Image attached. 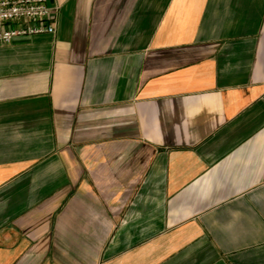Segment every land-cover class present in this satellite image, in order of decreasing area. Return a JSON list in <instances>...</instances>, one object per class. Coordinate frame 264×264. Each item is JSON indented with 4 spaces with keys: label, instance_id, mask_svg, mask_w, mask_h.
I'll return each instance as SVG.
<instances>
[{
    "label": "crops",
    "instance_id": "1",
    "mask_svg": "<svg viewBox=\"0 0 264 264\" xmlns=\"http://www.w3.org/2000/svg\"><path fill=\"white\" fill-rule=\"evenodd\" d=\"M0 44V264H264V0H49Z\"/></svg>",
    "mask_w": 264,
    "mask_h": 264
},
{
    "label": "built area",
    "instance_id": "2",
    "mask_svg": "<svg viewBox=\"0 0 264 264\" xmlns=\"http://www.w3.org/2000/svg\"><path fill=\"white\" fill-rule=\"evenodd\" d=\"M59 6L49 0H0V44L35 34L56 32Z\"/></svg>",
    "mask_w": 264,
    "mask_h": 264
}]
</instances>
